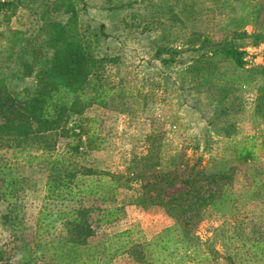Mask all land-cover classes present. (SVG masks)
I'll return each instance as SVG.
<instances>
[{
    "label": "trees",
    "instance_id": "trees-1",
    "mask_svg": "<svg viewBox=\"0 0 264 264\" xmlns=\"http://www.w3.org/2000/svg\"><path fill=\"white\" fill-rule=\"evenodd\" d=\"M104 1L109 11L145 3L155 5L153 0ZM232 1H246V13L231 19L236 31L230 42L223 36L213 42L208 35H199L193 41L200 43L196 48L177 49L164 44L154 49V59L167 68L178 61L184 65L183 54L191 53L192 62L178 71L179 75L188 76L189 81L209 90L215 88L220 107L234 84L218 74L217 61L224 60L242 69L245 51L237 41L251 38L253 45L264 42L263 33L249 37L238 31L244 22L258 25L260 2ZM221 5L227 8L232 2L223 1ZM13 7V0H0L2 23L11 20L8 11ZM83 10L82 0H49L39 13V27L34 33L0 29V151L10 150L14 161L20 158L28 167L47 170L42 204L34 220L35 240L29 243L19 232L22 227L18 225L16 210V199L23 189L19 184L26 179L15 173V163L0 156V200L12 207L7 213H0V219L11 230L13 251L4 256L5 252L0 250V264H33L49 252L55 264H108V260L124 254H130L139 263L157 264L146 261L149 247H153L154 262L163 254L173 259L176 250H182L177 264H189L197 240L192 230L209 218L217 198L223 199L230 173L224 167L208 172L197 169L199 159L189 166L180 152L165 157L160 141L153 140L147 154L133 158L123 173L82 164L83 157L103 148V140L91 125L94 119L86 118L84 111L92 105L105 107L125 94L121 83L117 92V86L106 74L107 67L117 65L119 59L102 52L99 34L81 28L79 18ZM167 12L170 20H179L171 8ZM250 70L263 73L264 68ZM232 130L233 126L227 125L225 135L233 136ZM61 141L64 143L59 150ZM235 148L239 161L254 160L253 145L238 144ZM177 186L181 188L169 194ZM126 205L160 207L173 224L147 243L129 241L128 231L95 244L90 242L95 235L94 224L116 223ZM262 244L264 241L260 240L254 246Z\"/></svg>",
    "mask_w": 264,
    "mask_h": 264
},
{
    "label": "rangeland",
    "instance_id": "rangeland-1",
    "mask_svg": "<svg viewBox=\"0 0 264 264\" xmlns=\"http://www.w3.org/2000/svg\"><path fill=\"white\" fill-rule=\"evenodd\" d=\"M13 1L14 7L8 11L12 14L11 20L2 23L0 16V29L34 33L39 27V13L49 0ZM82 1L84 10L79 24L84 30L99 34L102 52L118 57V64L108 66L106 74L117 86V92L121 83L125 93L122 99L115 98L105 107L92 105L84 111L86 118L94 119L91 125L103 140V148L83 157L82 164L100 171L123 173L133 158L147 154L153 140L160 141L165 157L180 152L189 166L199 159L197 169L208 172L226 168L231 180L224 189L225 196L217 198L216 205L210 208L209 218L192 230L197 240L189 264H264V244L254 246L257 241H264V71L250 70L264 68V42L253 45L251 38L237 41L245 51L242 69L224 60L217 61L218 74L234 84L222 107L217 104L215 88L209 90L189 81L188 76L179 75L178 71L192 62L191 53L183 54L184 65L177 60L169 68L154 59L155 46L196 48L200 43L193 41L198 40L199 35H208L212 41L221 40L223 36L230 42L236 31L231 19L246 13V1L230 0L232 5L223 8L221 4L227 0H153L154 6L145 3L117 11H109L104 0ZM258 1L262 8L258 25L244 22L238 30L249 37L264 34V0ZM168 6L181 22L170 20ZM227 125L233 126L231 137L225 135ZM63 143L58 144L59 150ZM238 144L253 145L254 160L239 161L235 148ZM0 156L15 163V173L26 179L19 184L23 189L16 199V210L18 225L22 227L21 237L32 243L47 170L28 167L20 158L14 161L10 150H1ZM135 187L137 190L139 185ZM180 188L169 190V194ZM125 194L122 193L119 201ZM10 208L7 202L0 200L1 214ZM172 224L160 207L144 209L126 205L122 218L116 223L94 224L95 235L89 241L95 244L128 231L129 241L147 243ZM11 239V230L0 219V250L5 252L4 256L13 254ZM181 252L176 250L173 259L163 254L154 262L153 247H149L145 258L148 263L177 264ZM49 255L50 252L36 258L33 264H55ZM108 264L143 262L124 254L108 260Z\"/></svg>",
    "mask_w": 264,
    "mask_h": 264
}]
</instances>
